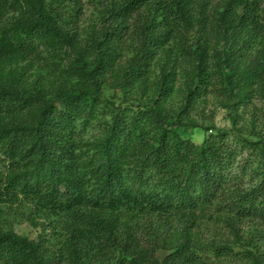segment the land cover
<instances>
[{"label": "trees", "instance_id": "1", "mask_svg": "<svg viewBox=\"0 0 264 264\" xmlns=\"http://www.w3.org/2000/svg\"><path fill=\"white\" fill-rule=\"evenodd\" d=\"M241 109L264 0H0V264H264Z\"/></svg>", "mask_w": 264, "mask_h": 264}, {"label": "rangeland", "instance_id": "2", "mask_svg": "<svg viewBox=\"0 0 264 264\" xmlns=\"http://www.w3.org/2000/svg\"><path fill=\"white\" fill-rule=\"evenodd\" d=\"M104 95L106 98L116 99V101H119V98H117L114 95V92L108 86H105V88H104ZM211 101L217 102L216 99H211L210 102ZM210 102L208 105V109L210 110V112H213L211 114V116H214V118L212 120L204 122V126H209V127L213 126L215 129H232L230 120L228 118L227 110L225 108H222V107H215L214 103L210 104ZM254 106H255V108L249 107V109H250L249 112H254V114H256V115L260 114L261 113L260 109L262 106L261 101L255 100ZM249 112H248V114H246L243 109L240 110V113L243 116V120H241V122H240L241 126H243L244 128L247 127V128H245V130H247L244 133L245 136L249 137L252 140H259L261 138V136H264L259 132V127L264 122V117L262 115H259L260 117L254 116V118H256V120L252 121L253 115H251ZM252 124H254V126L256 127L255 130H253L252 128H249V127H251ZM204 135H205V131L200 130V129H196L194 131V135L192 136V138L196 143H200L202 141V138ZM235 138L236 137H233V136L230 138V139H232L233 143L236 142ZM15 231L18 234L26 233L29 237L34 236L33 230L30 229L25 224H19V225L15 226ZM263 251H264V247H263Z\"/></svg>", "mask_w": 264, "mask_h": 264}]
</instances>
